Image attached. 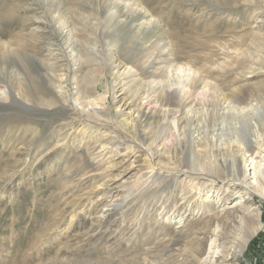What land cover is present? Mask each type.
<instances>
[{"label":"rangeland","instance_id":"374dc122","mask_svg":"<svg viewBox=\"0 0 264 264\" xmlns=\"http://www.w3.org/2000/svg\"><path fill=\"white\" fill-rule=\"evenodd\" d=\"M63 21L76 30L75 38L85 57H77L72 67L58 63L59 73L67 72L74 79L73 86L92 103L102 94L110 104L106 120L80 118L87 129L98 119L114 117V110L125 98L130 105L125 118L134 117L139 99L133 95L137 91L143 94L145 83L157 80L170 64L174 69H195L202 81H209L211 104L217 103V98L231 104L240 92L243 104L254 103V110L264 100V0H0V56L7 52L8 64L16 66L17 90L28 95L31 82L40 80L43 72L35 60L47 62L49 49L60 53L62 44L56 29ZM108 54L114 58L112 68L106 63ZM120 63L123 67L117 68ZM128 65L137 76H122L117 86L118 76ZM6 74L4 70L0 75V89L11 85L3 77ZM9 77L15 79L13 74ZM92 77L102 80L95 96L87 91ZM68 89L71 93L72 87ZM201 100L196 98L195 104H202ZM152 106L147 105L145 111ZM66 107H16V120L0 121V264H145L148 258L160 259L164 245H170L171 253V249L181 248L188 262L193 233L209 224L208 216L215 208L234 206L240 198L257 208L261 228L240 255L238 245L245 230L228 227L226 235L231 239L226 246L236 250L229 263L262 264L261 197L253 193L247 196L224 180L213 179L212 183L211 173L200 176L199 184L205 185L202 200L198 206L194 204L195 208L189 206L187 213L181 207L182 180L174 183L170 192H160L165 186L161 183L143 195L135 186L148 154L141 144L130 143L127 146L131 148L126 149L123 143L130 138L116 122L104 129L107 133L92 130L83 135L71 126L62 129ZM8 109H0V120L13 113ZM142 130L150 131V136L156 132L154 126L143 129L141 125L140 133ZM65 133L73 135L72 140L63 142ZM104 134L105 143L109 137L118 136L120 154L116 146L105 150L101 145ZM83 137L88 140L80 143ZM155 152L153 164L167 163L159 157L160 152ZM122 200L111 218L116 222L100 225L98 217L105 214V203ZM177 231H183L180 238L175 236ZM174 242L177 245H172Z\"/></svg>","mask_w":264,"mask_h":264},{"label":"bare ground","instance_id":"6f19581e","mask_svg":"<svg viewBox=\"0 0 264 264\" xmlns=\"http://www.w3.org/2000/svg\"><path fill=\"white\" fill-rule=\"evenodd\" d=\"M117 18V16L114 17L115 20ZM59 24L60 26L56 29V33L62 44L59 50L60 53L55 54L49 49L46 63L42 61L43 64L40 60H35L39 63L43 73L40 74L38 82H31L32 86L28 91V95L25 94L27 91L23 93L16 89V66L8 64L9 58H7V52L0 56V75H3V71L6 70L7 74L3 77L8 78L11 83L6 88L0 89V109L3 110L8 107V110L13 112L7 115V117L2 118L1 122H8L11 119L16 120V107L25 108L26 110L35 105L44 108L66 105L68 109L65 111L64 118L59 116L63 121L60 126L63 127L62 129L71 126V129H74L77 134L85 135L92 130L107 133V130L104 129L109 124L116 122L119 128L128 134L127 139L128 137L130 138L123 143L126 149L131 148L127 146L128 144L138 142L145 149V153H148L144 160L145 167L140 170L139 179L135 181L136 189H140V193L144 195L151 191L152 185H155L154 187L157 188L161 187L162 183L163 185L165 184L164 189L159 190L160 192L167 193L173 190L174 183L182 180L183 190L181 196L183 201H181V207L182 211H185L184 213L190 210L189 206L191 208H195L194 204L198 206V200L201 199L200 195L205 191L203 189L205 185L199 184V178L200 176L205 177L210 173L215 177L212 178L213 176H210L212 183L213 179L224 180L230 183L235 190H239V192L247 196L253 193L264 200V100L254 110V103H252L254 107L243 104L244 95L240 92L241 96L231 100L233 101L231 104H228L229 101L225 104L223 98H217L219 99L217 103L215 101L214 104H211L208 99V93L213 90L211 89L208 92L211 86L209 81L205 82L206 79L202 81V78L198 76L197 70L194 71L195 69L183 67L174 69L173 67L175 66L169 63L171 66H166V68H169L166 71H162L157 80H150L145 83L147 84V88L143 91V94L140 95L137 91L133 95V99H139L138 105L135 106L136 109H133L134 117H132V114L128 119L125 118L127 114L125 111L130 108V105L127 104L128 102L125 103L126 98H122V104L118 105L114 110V117L109 118L108 121L98 119L99 122L92 123V128L89 127L87 129V127H84L87 123L85 122L84 124L83 120L91 116L106 120L110 111V104L108 105L107 100L105 101L106 96L104 97L102 94L94 98V100L97 98L98 101L92 103L84 92L80 93V89L73 86L74 79H71L67 72L59 73L58 63L66 62L72 67L74 64L71 63L77 57L80 59L82 56L85 57L80 50L79 42L75 38L77 34L76 30L70 28L69 23L64 21ZM107 49H110V47ZM92 50L95 49L92 48ZM111 51L113 52V50ZM96 60H98V56ZM51 61H54V63ZM106 61L107 64H110L109 67L112 68V64L114 63L113 55L108 54ZM2 64H5L6 68ZM121 64H116L117 68H122ZM70 67H67V70ZM87 67H90V65ZM136 72L133 67L126 66L122 73L120 72L121 74L118 76L116 85L117 83L121 85L122 76L129 74L137 76ZM12 74L15 76V79L9 77ZM29 80L34 79L30 78ZM101 81L99 77L90 78V82H87L89 84L87 91L92 93L93 96L98 94L97 86ZM211 83L213 82L211 81ZM70 87H72L71 93L68 89ZM155 91H158L157 95H153ZM104 93L107 95V92ZM216 93L215 95L219 96ZM194 95H196L195 99ZM157 96L158 99L155 98ZM226 96L228 97V95ZM196 98H200V100L203 98V103L200 105H198L199 103L195 104ZM209 98L211 99V97ZM153 99H155L154 103ZM255 100H260V98L256 97ZM220 101L225 104V107ZM150 104L153 106L145 111L146 106ZM209 104L212 105V109H209ZM197 106H201V109L195 108ZM220 110L221 112H219ZM123 116L124 118L122 119ZM81 117H85L82 120L83 122L80 120ZM207 122L210 123L207 124ZM141 125L143 129L146 126H149L150 129L154 126L156 132L153 136H150V131L146 132L142 130V133H140ZM68 134H64L66 139L63 142L72 140L73 135ZM87 137L81 138L82 140L79 142L87 141ZM101 137H103L102 142H104V138L107 136L104 134ZM117 137H109V139H106L108 140L107 143L104 142L101 145H104L105 150L110 149L111 145V148L116 146V150L120 154L118 148L122 144L117 142ZM160 141L163 143L159 145ZM160 147H162V150L159 149ZM155 151L160 152L161 154H158L159 157L166 159L167 163L164 162L165 164L163 165L161 164L162 161H159L153 164V159L157 154ZM179 155H181V160L178 159ZM183 156L184 159H187L183 160ZM171 164H173V167H170ZM183 175L186 178L181 179L180 177ZM101 185L103 186L102 183ZM237 200L239 201L234 206L220 210L215 208L208 216L209 224L193 233L189 242L192 250L190 261H186L184 254L181 253V248H173L171 249V253L168 250L170 245L169 247L164 245L162 257L155 261L148 258V260H145V264H181L182 256L185 260L184 264H230L229 261L235 255L236 250L233 247L226 246V243L231 239L229 235H226L228 227L231 229L238 227L245 230L242 242H239L240 244L238 245V253L240 255L243 253L248 242L261 228L260 214L256 212L257 208L247 206L246 200L242 201L241 198ZM208 201H210V198H208ZM113 203L106 202L105 205L103 204V207L106 209L105 214L103 213L98 217L100 225L116 222V220L111 221V218L115 216L114 210L118 209L124 201ZM180 222L178 221V224ZM182 235L183 231L175 232L176 237L180 238ZM177 243L174 242L172 245H177Z\"/></svg>","mask_w":264,"mask_h":264},{"label":"built area","instance_id":"2783aa9c","mask_svg":"<svg viewBox=\"0 0 264 264\" xmlns=\"http://www.w3.org/2000/svg\"><path fill=\"white\" fill-rule=\"evenodd\" d=\"M261 263L264 264V248L262 249V252H261Z\"/></svg>","mask_w":264,"mask_h":264}]
</instances>
